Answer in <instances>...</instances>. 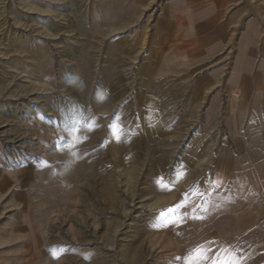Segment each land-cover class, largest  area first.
Masks as SVG:
<instances>
[{
	"label": "rangeland",
	"instance_id": "obj_1",
	"mask_svg": "<svg viewBox=\"0 0 264 264\" xmlns=\"http://www.w3.org/2000/svg\"><path fill=\"white\" fill-rule=\"evenodd\" d=\"M162 2L0 0V264H186L150 174L123 169L167 147L137 137L176 100L137 77Z\"/></svg>",
	"mask_w": 264,
	"mask_h": 264
},
{
	"label": "crops",
	"instance_id": "obj_2",
	"mask_svg": "<svg viewBox=\"0 0 264 264\" xmlns=\"http://www.w3.org/2000/svg\"><path fill=\"white\" fill-rule=\"evenodd\" d=\"M130 1L140 9L153 2ZM139 62L143 86L159 78L160 92H168L164 81L176 78L169 86L176 100L174 109L151 108L141 120L137 137L167 147L153 151L142 142L131 150L134 160L148 158L123 166L128 187L150 174L163 198L167 224L159 236L167 245L204 249L201 264L225 256L264 264V0H163ZM146 126L158 134L147 136Z\"/></svg>",
	"mask_w": 264,
	"mask_h": 264
},
{
	"label": "snow or ice",
	"instance_id": "obj_3",
	"mask_svg": "<svg viewBox=\"0 0 264 264\" xmlns=\"http://www.w3.org/2000/svg\"><path fill=\"white\" fill-rule=\"evenodd\" d=\"M74 132L79 131V127H76L73 129ZM119 127L118 125L113 126V135L116 136V138H119ZM229 256L233 254H228ZM207 259V255L204 249L197 248L195 249L191 254L189 259L187 260L186 264H201L202 261ZM213 264H234L233 261H230L227 256L224 258H218L216 261L213 262Z\"/></svg>",
	"mask_w": 264,
	"mask_h": 264
}]
</instances>
